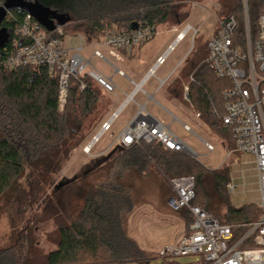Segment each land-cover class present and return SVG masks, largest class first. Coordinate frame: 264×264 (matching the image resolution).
Listing matches in <instances>:
<instances>
[{
  "label": "trees",
  "instance_id": "obj_1",
  "mask_svg": "<svg viewBox=\"0 0 264 264\" xmlns=\"http://www.w3.org/2000/svg\"><path fill=\"white\" fill-rule=\"evenodd\" d=\"M6 0H0V6ZM62 15L63 34L83 35L89 42H99L110 31H130L132 24L144 26L169 25L179 27L190 15V3L200 0H33ZM251 22L255 27L264 10V0H249ZM223 17L243 18L242 0H219ZM3 22L9 37L23 21L25 12L10 11ZM221 17V18H223ZM59 27V26H57ZM241 31V29H240ZM9 41V40H8ZM208 41L192 54L181 72L184 78L194 74L189 96L202 119L219 133L229 148L232 135L214 115L213 105L224 113L221 92L229 81L218 78L205 63ZM8 49L0 50V209L5 208L13 224L35 208H43L34 222L57 219L55 247L46 250L36 232L26 228L25 245L0 247V264H120L149 263L152 257L128 233V221L135 209L130 189L122 182L126 171L145 176L155 170L164 179L192 175L196 178L197 196L193 203L210 211V193L204 185L205 176L213 178V193L223 198L227 208V223L258 218L256 203L235 207L225 192L230 179V167L208 169L187 152L166 149L156 143L119 145L102 154L99 164L112 160L115 170H109L87 193L82 182L96 170L86 169L72 178L55 182L74 151L82 145L97 122L108 113L113 102L91 78L72 79L68 100L63 111L58 105V75L46 66L8 68L2 61ZM81 81L85 89L80 90ZM169 95L183 99V85L178 80L169 85ZM105 95L107 97H105ZM212 100V101H210ZM213 105H212V103ZM104 155H106L104 157ZM104 164V165H105ZM105 167L101 166L100 170ZM168 183V182H167ZM171 189V188H170ZM63 191L61 202L56 194ZM172 190L171 194L172 195ZM229 196V195H228ZM53 201V208L46 206ZM181 213L185 233L192 217L187 209ZM30 232V235L28 234ZM163 258L162 264H176Z\"/></svg>",
  "mask_w": 264,
  "mask_h": 264
},
{
  "label": "built area",
  "instance_id": "obj_2",
  "mask_svg": "<svg viewBox=\"0 0 264 264\" xmlns=\"http://www.w3.org/2000/svg\"><path fill=\"white\" fill-rule=\"evenodd\" d=\"M243 18L240 21L230 15L218 19L217 29L208 41V56L205 63L220 79L229 81V86L221 92L224 102V113L220 114L213 105V113L232 135L233 145L227 149V157L222 164L227 165V159L240 163L237 156L240 153L252 154L255 157L256 171L259 184L258 207L260 213L257 219L238 223L223 222L215 214L207 211L201 205L193 203L197 196L196 178L192 175L168 179L172 195L167 205L173 211L187 209L192 217L189 232L184 233L178 242L166 245L159 253L162 258L173 259L189 255L199 256L200 264H264V10L259 14L254 27L251 22L249 0H243ZM10 17H13L9 12ZM241 29V31H240ZM157 32L155 26L139 25L130 31H110L98 42L99 47L108 49L110 55L123 60L119 51L131 53L133 48L151 40ZM191 33L192 47L197 29L190 23L178 32L174 41L159 56L153 66L149 68L140 82L130 80L133 90L125 93V99L120 108L109 120H105L97 134L85 146L84 151H91L101 138L112 128V123L120 112L130 102L137 104L134 116L115 137L107 153L115 146L156 143L166 149L187 152L194 158L203 156L191 148L171 128V123L178 119L173 115L170 123L155 116L147 105L154 101V96L167 83L170 84L181 72L185 55L174 69L165 77L157 78L153 93L144 89L145 83L152 77L174 51L177 45ZM63 34L61 26L53 31L47 30L32 15L25 13L23 21L9 37L8 54L2 61L8 68L22 66H46L50 73L58 75V105L63 111L68 100L71 80L91 78L108 94L113 96L116 84L113 76L106 75L92 64V58H98L107 65H111L120 74L125 73L115 67L97 47L93 50L92 58L86 57L84 47L68 48L64 40L58 35ZM191 51V50H190ZM188 54V53H187ZM196 82L193 73L189 75L188 83L183 85V100L189 103L193 111L190 115L201 118V112L196 110L190 100V83ZM85 82L81 81L80 90L85 89ZM146 96V102L139 104L135 101L138 94ZM212 101V100H210ZM203 120V119H202ZM206 123V122H205ZM207 124V123H206ZM186 130H191L188 124L183 123ZM207 149L206 155L215 150L214 145L201 139ZM93 156V155H92ZM227 183L228 193H235L237 185L230 174Z\"/></svg>",
  "mask_w": 264,
  "mask_h": 264
},
{
  "label": "rangeland",
  "instance_id": "obj_3",
  "mask_svg": "<svg viewBox=\"0 0 264 264\" xmlns=\"http://www.w3.org/2000/svg\"><path fill=\"white\" fill-rule=\"evenodd\" d=\"M243 3V0H242ZM190 15L187 20L179 27H171L169 25H160L157 27L155 36L147 42L141 49L135 50L137 57L123 58L118 60L117 57L109 54L108 49L99 47L91 43L83 35H73L72 32L66 33L65 45L70 47L83 46L86 57L91 55L94 48L99 47L106 55L107 59L118 69H121L128 78L139 82L146 71L153 66L156 58L165 50L170 42H172L178 32L190 23L197 29V34L193 41V49L191 33L187 35L175 48V50L167 57L166 62L159 67L156 77L148 80L144 89L148 93H153L157 83V78L165 77L173 70L179 58L184 57L187 53L185 63L192 59L195 50L204 46L205 42L213 34L217 27L218 19L223 17V12L219 8V0H200L190 3ZM174 28V29H170ZM93 42V41H91ZM97 42V41H96ZM191 50V51H190ZM92 64L103 71L108 76H113V80L117 86L113 96L108 95L113 102L111 109L102 119L92 128L88 137L78 147L69 161L64 166L62 173L56 177L55 182L58 183L63 178H72L80 172L97 167L82 182L80 188L83 193H87L98 181L105 178L106 172L115 170L111 161L98 166L99 159L103 155L98 152L105 151L112 144L115 137L123 130L131 118L134 116L137 104L130 102L120 112L119 116L112 123V128L101 138L95 145L91 154L84 151L85 146L91 141L92 136L97 134L101 124L105 120H109L112 115L120 108L121 103L125 99V93L133 90L134 84L124 75H120L114 67L107 65L98 58L92 59ZM176 74L172 77L174 79ZM178 80L182 85L188 83L189 77L184 78L180 73L170 85ZM168 83L154 96V101H150L147 108L157 117L170 123L173 115L176 116L174 122L171 123L172 130L177 133L191 148L203 156L197 159L201 161L208 169L218 168L223 160L227 157V147L225 139L206 124L201 118H194L190 115L193 111L189 103L182 98L179 102L175 101L172 96L166 92ZM105 97H107L105 95ZM135 101L139 104L146 102V96L138 94ZM188 124L191 130H186L184 125ZM201 139L211 142L215 150L206 155L207 149L204 147ZM115 144L113 148L118 147ZM112 148V149H113ZM106 155H104L105 157ZM240 163H234L231 158L227 159L230 165V172L237 185L235 193L225 192V196L229 198L231 205L241 207L245 204L258 203L259 200V184L256 171L255 157L252 154L240 153ZM101 166L105 168L100 170ZM90 167V168H89ZM204 185L210 193V211L221 219L227 218V208L225 201L220 195L213 193V178L210 173L205 176ZM122 182L130 189L135 204L134 212L126 217L128 221V233L143 249L147 250L152 257L149 263L125 262L120 264H162L163 258L159 255L160 251L166 246L179 241L185 230V224L182 220L181 213H177L169 208L167 200L171 194V189L167 183V179L159 175L155 170H150L145 176H139L135 171H126ZM63 191L56 194V199L62 200ZM229 195V196H228ZM46 206L53 208V201H49ZM43 208H35L25 217H20L13 224L9 213L5 208L0 209V247H21L25 243L26 228L36 232V236L40 244L50 250L55 247L57 238V219L52 217L45 222L35 223L34 220L39 218ZM30 235V232L28 233ZM25 245V244H24ZM200 258L197 255H189L173 258L176 264H200Z\"/></svg>",
  "mask_w": 264,
  "mask_h": 264
},
{
  "label": "water",
  "instance_id": "obj_4",
  "mask_svg": "<svg viewBox=\"0 0 264 264\" xmlns=\"http://www.w3.org/2000/svg\"><path fill=\"white\" fill-rule=\"evenodd\" d=\"M18 9L22 12L32 15L41 25L47 30L53 31L57 26H61L66 22V19L57 14L55 11L44 7L42 4L33 0H6L0 6V50L3 49L9 40L8 29L3 26V22L8 12ZM138 27L137 23L132 24V29Z\"/></svg>",
  "mask_w": 264,
  "mask_h": 264
},
{
  "label": "crops",
  "instance_id": "obj_5",
  "mask_svg": "<svg viewBox=\"0 0 264 264\" xmlns=\"http://www.w3.org/2000/svg\"><path fill=\"white\" fill-rule=\"evenodd\" d=\"M174 28H176V27H174ZM174 28H170V29H174ZM216 29H217V27L215 28L213 34L216 32ZM149 41H150V40H149ZM149 41H147V42H149ZM173 41H174V40H173ZM173 41H172V42H173ZM147 42H145V43H143V44H141V45H139V46L133 48V50H132L131 53H126V52H123V51H119V52L123 55L124 58H130V59L133 58V57L135 58V57H137V53H135V50H137V49H141V48H142ZM172 42H170V43L168 44V46H169ZM64 43H65V38H64ZM91 43L95 44L94 46L98 45V42H96V41L90 42V44H91ZM168 46H167V47H168ZM66 47H67V46H66ZM167 47L165 48V50L167 49ZM70 48H73V47H70ZM96 48H97V47H96ZM84 49H85V48H84ZM94 49H95V48H94ZM94 49H93V50H94ZM165 50H164V51H165ZM174 50H175V49H174ZM164 51H163L159 56H161V55L164 53ZM92 55H93V51L91 52V55H90L88 58H92ZM186 55H187V54H186ZM159 56H158V57H159ZM158 57H157V58H158ZM157 58H156V60H157ZM182 58H183V57H181V58L178 59L177 64H178V62H179ZM92 59H93V58H92ZM92 59H91V60H92ZM156 60H155V62H156ZM155 62H154V63H155ZM177 64H176V65H177ZM185 64H186V63H185ZM185 64H184V65H185ZM153 65H154V64H153ZM176 65H175V66H176ZM184 65H183V67H184ZM183 67H182V68H183ZM173 69H174V68H173ZM148 70H149V69H148ZM148 70H147V71H148ZM181 70H182V69H181ZM147 71H146V73H147ZM146 73H145V74H146ZM145 74H144V75H145ZM179 74H180V73H179ZM179 74H178V75H179ZM144 75H143V77H144ZM125 76H126V74H125ZM126 77H127V76H126ZM143 77L141 78V80L143 79ZM127 78H128V77H127ZM128 79H129V80H133V79H131V78H128ZM174 79H175V78H174ZM141 80H140V81H141ZM133 81H135V80H133ZM140 81H139V82H140ZM170 84H171V83H170ZM170 84H168V86H169ZM168 86H167V88H168ZM167 88H166V92H167ZM168 94H169V93H168ZM170 96H171V95H170ZM172 97H173V96H172ZM173 98H174V100L177 101V102L180 101L178 98H175V97H173ZM203 121H204V120H203ZM204 122H205V121H204ZM226 147H227V146H226ZM227 149H228V147H227ZM103 151H104V150H103ZM103 151L98 152V155H100ZM227 165L230 167L229 164H227ZM223 166H224V165H223ZM219 167H221V166H219ZM219 167H218V168H219ZM216 169H217V168H216ZM230 174H231V172H230ZM230 178H231V177H230ZM229 180H230V179H229ZM227 192H228V191H227ZM184 233H185V230L183 231V234H184Z\"/></svg>",
  "mask_w": 264,
  "mask_h": 264
}]
</instances>
